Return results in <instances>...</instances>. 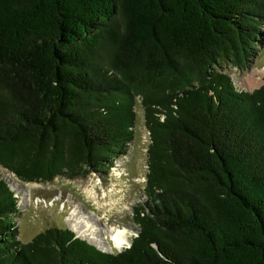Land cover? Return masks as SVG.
<instances>
[{
  "label": "trees",
  "instance_id": "obj_1",
  "mask_svg": "<svg viewBox=\"0 0 264 264\" xmlns=\"http://www.w3.org/2000/svg\"><path fill=\"white\" fill-rule=\"evenodd\" d=\"M264 0H0V166L23 182L106 171L149 132L131 244L66 228L21 242L0 178V264H264V77L238 91Z\"/></svg>",
  "mask_w": 264,
  "mask_h": 264
},
{
  "label": "rangeland",
  "instance_id": "obj_2",
  "mask_svg": "<svg viewBox=\"0 0 264 264\" xmlns=\"http://www.w3.org/2000/svg\"><path fill=\"white\" fill-rule=\"evenodd\" d=\"M220 69L231 77L238 91L258 88L264 77V33L249 61L239 67L228 63ZM139 103L137 99L133 140L127 152L115 158L114 165L106 171L91 170L72 179L57 176L51 181L39 183L23 182L0 166V178L6 181L17 200L18 213L13 220L18 232L17 238L21 242H28L39 232L54 226L71 230L65 219L75 207L78 211L76 216L94 215L101 219L94 222L99 228L103 224L105 229H126L129 240L136 235L137 226L133 223L132 208L144 200L146 151L150 141ZM87 190H91V196ZM84 232L95 239L100 237L98 231L86 228ZM106 243L111 244L109 238ZM116 252L118 250L112 249L111 253Z\"/></svg>",
  "mask_w": 264,
  "mask_h": 264
},
{
  "label": "bare ground",
  "instance_id": "obj_3",
  "mask_svg": "<svg viewBox=\"0 0 264 264\" xmlns=\"http://www.w3.org/2000/svg\"><path fill=\"white\" fill-rule=\"evenodd\" d=\"M87 193H89V196H91V190H87ZM77 213L78 211L76 210V207L73 208L71 212L66 216L65 221L68 223L67 225L70 227V229L73 230L78 237L88 240L90 243H93L96 247L110 252H112V249L121 251L130 243L126 229L115 227L105 229L103 224H101L102 228H99L94 222H98V220L101 221V219H97L94 215V217L91 215L76 216ZM86 228L91 229L92 231L100 232L99 239H95L85 234L84 231ZM105 235L108 236L111 242L110 245L106 243V239L108 238H106L107 236L105 237Z\"/></svg>",
  "mask_w": 264,
  "mask_h": 264
},
{
  "label": "water",
  "instance_id": "obj_4",
  "mask_svg": "<svg viewBox=\"0 0 264 264\" xmlns=\"http://www.w3.org/2000/svg\"><path fill=\"white\" fill-rule=\"evenodd\" d=\"M130 244H131V242H130ZM130 244H129V245H130ZM103 251H104V250H103ZM106 252H107V251H106ZM118 252H119V251H118Z\"/></svg>",
  "mask_w": 264,
  "mask_h": 264
}]
</instances>
